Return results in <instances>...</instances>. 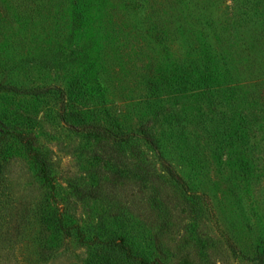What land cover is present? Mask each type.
Returning a JSON list of instances; mask_svg holds the SVG:
<instances>
[{
	"label": "rangeland",
	"instance_id": "obj_1",
	"mask_svg": "<svg viewBox=\"0 0 264 264\" xmlns=\"http://www.w3.org/2000/svg\"><path fill=\"white\" fill-rule=\"evenodd\" d=\"M52 212L160 264H258L264 0H0V264H97Z\"/></svg>",
	"mask_w": 264,
	"mask_h": 264
},
{
	"label": "trees",
	"instance_id": "obj_2",
	"mask_svg": "<svg viewBox=\"0 0 264 264\" xmlns=\"http://www.w3.org/2000/svg\"><path fill=\"white\" fill-rule=\"evenodd\" d=\"M26 11V10H25ZM29 13V12H28ZM27 12H22L21 15L28 17ZM209 92V91H208ZM210 93V92H209ZM93 131L98 132L99 128L92 126ZM13 135V139L19 142L26 150L27 154L31 159L35 161L38 166V173L41 178L51 185V177L48 174L47 163L45 159L40 155V153L35 149L34 143L31 137L27 136L22 132H8ZM101 135L105 136L107 139L113 141L115 144H122L128 140V135L123 133H117L109 129H103ZM135 136L133 134H130ZM136 137L146 143L149 147L156 149V153L161 161V163H166L164 154L162 153L161 144L159 139L156 137L155 132L152 128L142 125L139 129V133ZM166 169L170 173H174L170 164H166ZM173 175V174H172ZM174 179L181 181L185 180L183 176H174ZM188 183H191L188 181ZM192 184H195L192 182ZM197 184H201L197 182ZM52 216L47 218L50 225L52 226L55 233H59L62 236L69 237L73 236L76 240L83 246H91L93 248H100V257L97 260V264H124L123 261L132 264H160L157 259H150L148 257L140 254L133 244L128 239V234L124 233L120 236H111L103 238L102 235L97 233L87 234L83 227L77 223L66 225L63 221V216L59 212H52ZM255 251L254 253H258ZM258 264H264V256L257 258Z\"/></svg>",
	"mask_w": 264,
	"mask_h": 264
}]
</instances>
